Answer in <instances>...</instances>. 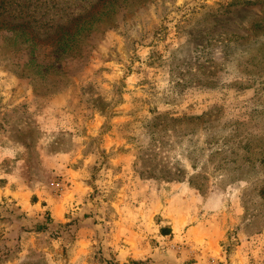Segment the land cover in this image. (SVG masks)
<instances>
[{
  "label": "rangeland",
  "instance_id": "374dc122",
  "mask_svg": "<svg viewBox=\"0 0 264 264\" xmlns=\"http://www.w3.org/2000/svg\"><path fill=\"white\" fill-rule=\"evenodd\" d=\"M0 264H264V0H0Z\"/></svg>",
  "mask_w": 264,
  "mask_h": 264
},
{
  "label": "crops",
  "instance_id": "0c3cea01",
  "mask_svg": "<svg viewBox=\"0 0 264 264\" xmlns=\"http://www.w3.org/2000/svg\"><path fill=\"white\" fill-rule=\"evenodd\" d=\"M74 151L55 153L52 157L48 158L49 160H53V163L59 166H68L71 161H74L75 158L72 157ZM72 172H75L73 169H67L68 176L72 175ZM76 173V172H75Z\"/></svg>",
  "mask_w": 264,
  "mask_h": 264
}]
</instances>
